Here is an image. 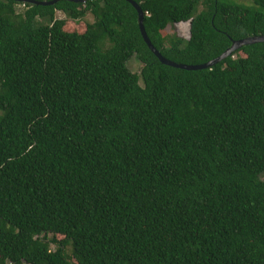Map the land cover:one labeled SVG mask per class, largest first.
Listing matches in <instances>:
<instances>
[{"label": "trees", "instance_id": "16d2710c", "mask_svg": "<svg viewBox=\"0 0 264 264\" xmlns=\"http://www.w3.org/2000/svg\"><path fill=\"white\" fill-rule=\"evenodd\" d=\"M50 1L0 0V264H264V42L187 71L126 0ZM132 1L176 64L264 35V0Z\"/></svg>", "mask_w": 264, "mask_h": 264}, {"label": "water", "instance_id": "95a60500", "mask_svg": "<svg viewBox=\"0 0 264 264\" xmlns=\"http://www.w3.org/2000/svg\"><path fill=\"white\" fill-rule=\"evenodd\" d=\"M57 1H61V0H52L50 2H42V3H36V4H40V5H52L54 3H56ZM66 1H72V2H79V3H85L87 0H66ZM127 2H129L133 8L135 9L136 13H137V21H138V27L140 30V34L142 36L143 41L145 42V44L147 45V47L149 48V50L157 57V59L159 60V62L163 65L166 66H170L173 68H179L182 70H187V71H191V70H202V69H206L211 67L212 65L220 62L221 60L225 59L226 57H228L232 52H234L236 49H238L239 47L243 46V45H249V44H254V43H260V42H264V35L262 36H255V37H249L243 40H238V41H234L231 44V47L228 48L221 56H219L218 58L211 60L205 64L202 65H195V66H186V65H182V64H176L172 61H169L167 59H165L160 53L159 51H157L153 45L151 44L150 40L148 39L145 30H144V26H143V13L141 11V8L139 7V5H137L136 3H134L132 0H126Z\"/></svg>", "mask_w": 264, "mask_h": 264}, {"label": "rangeland", "instance_id": "374dc122", "mask_svg": "<svg viewBox=\"0 0 264 264\" xmlns=\"http://www.w3.org/2000/svg\"><path fill=\"white\" fill-rule=\"evenodd\" d=\"M230 2L238 5V6H242V7H245V8H250V7H253L254 6V3H253V0H230ZM55 18L56 19H62V20H65V15L62 13V12H55ZM84 22H88V23H93L94 19H93V16L90 15V14H86L85 18L83 19ZM84 22L82 21H78V22H70L68 23V31H78V32H81V30L83 31V24H85ZM179 36H182L184 38L187 37V25L185 24H177L175 26V28L173 27H167L163 32V36H170L172 35L173 33H175ZM127 66L128 68L130 69V71L132 72H136L138 73L140 68H141V65L139 64V62L134 58H130L127 62ZM63 239L62 236L60 235H54V234H50L48 236V240L51 242V248H55V245L60 242L61 240ZM66 250L68 251V253H70L71 251V246H68L66 248ZM71 263L73 264V261H71Z\"/></svg>", "mask_w": 264, "mask_h": 264}]
</instances>
